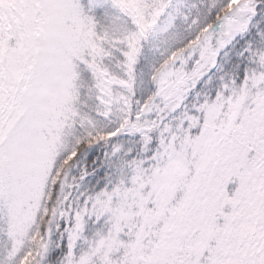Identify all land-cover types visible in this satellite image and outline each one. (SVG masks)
Segmentation results:
<instances>
[{
    "label": "snow or ice",
    "instance_id": "snow-or-ice-1",
    "mask_svg": "<svg viewBox=\"0 0 264 264\" xmlns=\"http://www.w3.org/2000/svg\"><path fill=\"white\" fill-rule=\"evenodd\" d=\"M0 264H264V0H0Z\"/></svg>",
    "mask_w": 264,
    "mask_h": 264
}]
</instances>
